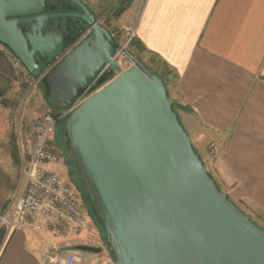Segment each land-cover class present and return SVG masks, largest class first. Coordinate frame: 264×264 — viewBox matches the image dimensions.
<instances>
[{
    "label": "water",
    "instance_id": "obj_1",
    "mask_svg": "<svg viewBox=\"0 0 264 264\" xmlns=\"http://www.w3.org/2000/svg\"><path fill=\"white\" fill-rule=\"evenodd\" d=\"M63 1L81 13L0 0V45L38 81L51 110L72 111L64 144L115 264H264V229L209 174L164 81L82 2ZM60 18L90 34L56 30ZM119 50L132 63L124 71Z\"/></svg>",
    "mask_w": 264,
    "mask_h": 264
},
{
    "label": "crops",
    "instance_id": "obj_2",
    "mask_svg": "<svg viewBox=\"0 0 264 264\" xmlns=\"http://www.w3.org/2000/svg\"><path fill=\"white\" fill-rule=\"evenodd\" d=\"M91 1L100 19L119 0ZM118 19L119 31L106 28L120 43L125 29L137 31L127 50L164 78L205 157L214 158L221 190L264 229V0H130ZM12 61L0 45V99L7 97L4 83L14 84L6 69ZM9 111L0 105V151L11 142ZM6 153L3 162H11V170L0 169V212L13 203L23 169L21 155L15 161ZM103 232L89 224L81 234L60 235L42 220L10 233L2 229L0 264H42L46 247L64 257L80 246L101 249L86 252L83 264H115Z\"/></svg>",
    "mask_w": 264,
    "mask_h": 264
},
{
    "label": "built area",
    "instance_id": "obj_3",
    "mask_svg": "<svg viewBox=\"0 0 264 264\" xmlns=\"http://www.w3.org/2000/svg\"><path fill=\"white\" fill-rule=\"evenodd\" d=\"M124 36L125 40L121 44L127 49L137 37V31L125 29ZM115 58L119 59L123 71L132 65L122 50L118 51ZM12 66L18 71L24 69L16 58H13ZM71 112H49L30 119L21 126L27 141L21 146L23 169L13 203L0 212V231L6 229L10 233L15 229L25 228L31 220L44 221L60 235L81 234L87 228L91 214L87 201L56 170L61 163L62 154L56 141L57 128L60 120L68 118ZM49 249L46 247L42 253V264H83L87 261L86 252L81 250L58 257L48 253Z\"/></svg>",
    "mask_w": 264,
    "mask_h": 264
},
{
    "label": "rangeland",
    "instance_id": "obj_4",
    "mask_svg": "<svg viewBox=\"0 0 264 264\" xmlns=\"http://www.w3.org/2000/svg\"><path fill=\"white\" fill-rule=\"evenodd\" d=\"M82 2L90 11H95L98 12V8L95 7V4L91 0H79ZM130 0H119L114 5H112L110 8L105 9L104 11L106 12L104 15L100 16L101 18L99 19L100 23L103 24L105 27H109L110 31H119L120 30V24L118 23L119 17H120V10L125 8ZM111 5V4H109ZM107 6V5H106ZM94 12V13H95ZM7 50V49H6ZM15 58V57H13ZM149 65H151L153 68H157L156 64L153 62H149ZM8 72L11 74V78L14 80L13 85H9L10 82H5L4 83V95L7 97H3L0 99V105L2 107H8L9 108V120L11 124V142L9 143V147L3 148L2 151H0V169L2 172H4V167H7L11 170V162L10 163H4L3 160L4 158H10L7 156L6 151L9 149V152L12 154L11 158L18 160L21 155V146L26 144V140L24 138V128H21L22 125L26 123V121L33 119L35 117L41 116L43 114L51 112V108L47 105V103L43 99L42 92L39 88V83H34L36 80L30 78L28 72L26 73L27 75H24L23 71H18L13 68L12 63L9 64V67L7 66L6 68ZM24 70V69H23ZM25 71V70H24ZM173 96V95H172ZM57 113V112H56ZM183 114L182 109H179V115ZM180 121L186 132L189 134V136L193 137V145L197 151V153L204 158H202L205 167L208 169L209 174L213 177V179L216 181L217 185L219 186L218 181L215 179V175L212 171L211 163L210 161L214 158H206L204 154V150L202 148V145L200 144L201 141L197 140V136L193 130L192 127L187 123L185 120V117L179 116ZM68 118L60 120L59 126L57 128V133H56V141L60 145L62 154H61V163L57 166L60 170V172L63 173V176L70 181V183L73 184V186L77 190H81L83 195V189L81 187L79 177L77 174V171L73 164L70 162L68 153L66 151V147L64 144V128L65 124ZM22 130V132H21ZM17 133L18 136L20 137V143L17 142ZM13 137V139H12ZM215 149V147H213ZM20 160V159H19ZM14 162V161H13ZM15 164V162H14ZM6 165V166H5ZM4 166V167H3ZM8 169V170H9ZM5 173H3V176ZM13 179H15V176L13 175ZM9 178V177H8ZM11 180L12 177L10 176ZM11 182H9L10 184ZM220 188V186H219ZM221 189V188H220ZM223 191V190H222ZM85 198V195H84ZM229 198V197H228ZM86 200V199H85ZM234 203V202H233ZM92 221L89 223L90 226H97L99 229L101 227L97 223L95 217L93 216L92 212ZM251 219V218H250ZM252 220V219H251ZM88 224V225H89ZM37 231H40L41 225H36ZM260 227V226H259ZM102 230V229H101ZM103 232V230H102ZM36 234V233H33ZM103 234H105L103 232ZM104 247L108 250L107 246V241L105 237V242H104Z\"/></svg>",
    "mask_w": 264,
    "mask_h": 264
},
{
    "label": "flooded vegetation",
    "instance_id": "obj_5",
    "mask_svg": "<svg viewBox=\"0 0 264 264\" xmlns=\"http://www.w3.org/2000/svg\"><path fill=\"white\" fill-rule=\"evenodd\" d=\"M48 1H49V5L52 3H56L58 9L56 11H54L55 13H60V12L81 13V10L77 6L72 5L66 1H63V0H48ZM97 19L99 20L98 15H97ZM24 26L27 29L29 28V25H27V24H25ZM52 27L55 28L56 30H59V31L69 30L73 34H77L80 30H83L82 34H81L82 38H85L90 34L88 27H86L81 21H79L76 18L55 19V20H53V26ZM52 27H49L48 29H50Z\"/></svg>",
    "mask_w": 264,
    "mask_h": 264
},
{
    "label": "trees",
    "instance_id": "obj_6",
    "mask_svg": "<svg viewBox=\"0 0 264 264\" xmlns=\"http://www.w3.org/2000/svg\"><path fill=\"white\" fill-rule=\"evenodd\" d=\"M125 10V8H123V9H121L120 10V15L123 13V11ZM148 68V67H147ZM149 69V68H148ZM150 70V69H149ZM152 73H154L152 70H150ZM154 74H156V73H154ZM156 75H158V74H156ZM163 81H164V83H165V85H166V87H167V83H166V81L164 80V78L162 77V76H160V75H158ZM168 89V88H167ZM169 92V91H168ZM169 96L172 98V96L170 95V93H169ZM173 101H174V110L176 111V113L179 115V109H182V110H185V107L184 106H182L181 104H179L176 100H174L173 99ZM51 112L52 113H55L56 111H53V110H51ZM180 116V115H179ZM2 235H3V233H0V244L2 243Z\"/></svg>",
    "mask_w": 264,
    "mask_h": 264
}]
</instances>
